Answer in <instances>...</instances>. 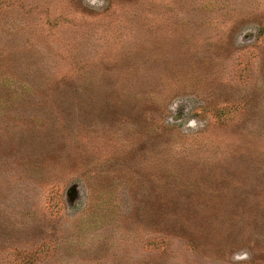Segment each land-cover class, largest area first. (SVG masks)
Listing matches in <instances>:
<instances>
[{"label": "rangeland", "instance_id": "374dc122", "mask_svg": "<svg viewBox=\"0 0 264 264\" xmlns=\"http://www.w3.org/2000/svg\"><path fill=\"white\" fill-rule=\"evenodd\" d=\"M0 264H264V0H0Z\"/></svg>", "mask_w": 264, "mask_h": 264}]
</instances>
